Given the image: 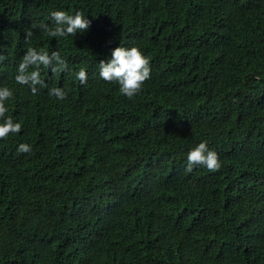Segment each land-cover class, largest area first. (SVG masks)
Instances as JSON below:
<instances>
[{"label": "trees", "instance_id": "trees-1", "mask_svg": "<svg viewBox=\"0 0 264 264\" xmlns=\"http://www.w3.org/2000/svg\"><path fill=\"white\" fill-rule=\"evenodd\" d=\"M54 10L89 29L47 37ZM29 46L71 70L42 67L35 95ZM119 46L150 60L131 100L98 74ZM0 54L22 125L0 140V264H264V0H0ZM201 141L218 171H186Z\"/></svg>", "mask_w": 264, "mask_h": 264}, {"label": "clouds", "instance_id": "clouds-1", "mask_svg": "<svg viewBox=\"0 0 264 264\" xmlns=\"http://www.w3.org/2000/svg\"><path fill=\"white\" fill-rule=\"evenodd\" d=\"M50 18L53 26L41 25L44 34L50 38L76 37L77 33H85L91 24V21L79 11L69 14L64 10H54L51 11ZM32 36L31 29L25 30L26 43L30 44ZM5 59L6 57L0 54V63ZM42 67L50 69L55 75L71 71L59 51H52L50 54L46 50L29 46L18 65L14 77L16 84L27 86L33 95L37 94L39 88L47 87L41 77ZM98 74L105 82L117 83L119 92L131 100L142 92L145 82L151 78L150 60L139 47L119 46L112 50L110 59L99 62ZM74 78L81 84H86L88 80L86 69L80 68L74 73ZM49 95L59 100H65L67 97V93L57 87L51 88ZM13 99L12 88L0 87V140H7L9 136L22 130L21 123L14 122L13 118L7 115L9 111L7 103ZM18 151L30 153L32 147L27 143H21ZM198 166L206 168L209 172H216L222 167L218 153L210 149L206 141L199 142L186 156L187 172L191 173Z\"/></svg>", "mask_w": 264, "mask_h": 264}]
</instances>
